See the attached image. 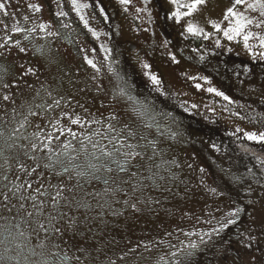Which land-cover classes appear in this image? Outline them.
<instances>
[{
  "label": "rangeland",
  "instance_id": "rangeland-1",
  "mask_svg": "<svg viewBox=\"0 0 264 264\" xmlns=\"http://www.w3.org/2000/svg\"><path fill=\"white\" fill-rule=\"evenodd\" d=\"M163 1L189 13L174 15L184 51L206 43L264 63V15L246 6L256 0L235 6L254 21L251 48L243 34L224 35L235 23L227 13L234 0H204L191 11L193 0ZM0 2V164L9 165L6 178L0 171V264H264V146L246 135L264 132V81L244 83L238 99L223 87L226 100L192 60H155L142 50L165 45L145 0ZM110 3L126 20L113 26ZM67 11L71 17L58 15ZM189 24L203 34L188 32ZM127 41L137 50L126 56L116 42ZM127 151L141 155L120 171L114 165ZM57 153L63 163L45 167ZM245 201L247 222L232 247L221 225L236 221L230 213Z\"/></svg>",
  "mask_w": 264,
  "mask_h": 264
},
{
  "label": "flooded vegetation",
  "instance_id": "flooded-vegetation-1",
  "mask_svg": "<svg viewBox=\"0 0 264 264\" xmlns=\"http://www.w3.org/2000/svg\"><path fill=\"white\" fill-rule=\"evenodd\" d=\"M146 1V6L148 7V13L149 16L155 25V27L158 30L159 36L161 37L163 43L165 46H160V44L153 42L148 48H146L145 51L149 53L152 57H154L155 60H161L165 56H170V55H175L179 54L181 57L184 59L188 58L190 60H194L196 64L200 63H206V55L205 51L202 49L192 51L190 53L186 52L182 48V43L180 41V37L176 36L177 33L182 35L181 31H179V25L177 24V21L174 17V12L172 9L166 4L163 0H145ZM99 5V4H98ZM65 6V2H63V7ZM110 13H109V19L110 22H112L113 26L116 24V21L119 20V22H123L127 18V14L125 12H122L119 10V7L115 3H110ZM96 9V8H95ZM97 12V11H96ZM68 16L71 17V13L67 11ZM107 18V17H106ZM54 20L58 23L60 22L61 18H58L57 16L54 17ZM103 20L105 22V17H103ZM69 22H72L71 24L76 23L74 19H70ZM79 25V24H78ZM77 24L75 25L76 27L78 26ZM75 37V32H66V40L69 42V44L72 45L73 39ZM20 39L14 38V41H19ZM67 42V43H68ZM118 43L117 45L119 46V50L122 51L124 55H130L132 52L137 50V47L134 43L127 41V42H116ZM25 44H29L26 42ZM30 45V44H29ZM31 46V45H30ZM75 46V45H73ZM180 49H179V48ZM115 49V47L113 48ZM119 58V57H118ZM121 58V57H120ZM208 72V70H206ZM209 73V72H208ZM212 76V75H211ZM214 81L221 86V91L223 92V87L226 91V95H230L235 97V99H238V95L240 96L238 88H235V86H232L230 84H226L225 86L223 85V77L221 78H214ZM237 89V90H236ZM240 91V90H239ZM236 92V93H234ZM223 97V96H222ZM219 100V99H217ZM223 102V100H221ZM188 118L202 131L204 128H208V125H205L203 122H201L195 115L193 114H188ZM214 130V129H213ZM219 131V130H215ZM164 133L168 132V129H165L163 131ZM220 134V133H218ZM115 167L117 166L114 165ZM3 170V171H2ZM104 170H107L105 168ZM120 170V168H119ZM0 171L3 172L2 177L6 178L7 172L9 171V165L6 164H0ZM121 171V170H120ZM100 180V178H98ZM107 182V181H104ZM241 211L239 212L238 216L236 217L235 223L232 225L230 224L229 226L225 227V232L226 236L229 237V242H231L230 246L235 247L233 244L234 241L236 242L237 236L241 234V232L245 229V224L247 222L248 214H249V206L247 202H242L240 206ZM170 264H175V261H171ZM192 264H197V263H192Z\"/></svg>",
  "mask_w": 264,
  "mask_h": 264
},
{
  "label": "snow or ice",
  "instance_id": "snow-or-ice-1",
  "mask_svg": "<svg viewBox=\"0 0 264 264\" xmlns=\"http://www.w3.org/2000/svg\"><path fill=\"white\" fill-rule=\"evenodd\" d=\"M173 2H175V0H173ZM73 3H75V0H73ZM121 3L127 4V3H129V0H121ZM202 3H204V0H193V2L191 4L186 5L185 7H187L189 9V11H191L192 9H195L198 5H201ZM245 3H246V0H234L233 7L229 8L227 10L228 16H231V17L235 18V23H234V25L231 28H229L228 30L224 31V35L226 37H228V39H233L236 36H239V35L243 34V40L245 42V45L248 46L249 48H251V46L248 44V41H249L250 37H252L255 34L250 32V31H247V28L254 21L252 19H249V18L245 17L243 13H239V12H237L235 10V6L236 5H241V4H245ZM246 6L248 8H250V9L259 8V9H261V15H264V0H256L255 3H247ZM5 8H6L5 3L0 2V10L5 9ZM101 11H103V9H101ZM188 14L189 13H180V12L174 13V15L177 16V18H179V16H181V15H188ZM58 15H66V13H58ZM81 19H83V17H81ZM261 23H264V21H262ZM85 24H87V21H85ZM40 27H41V29H43L45 26L41 25ZM65 27H67V25H65ZM216 27L219 28L220 25L217 24ZM187 30H188V32L193 33V34H203L202 31L199 28L193 26L192 24L188 25V29ZM13 31L22 32V31H25V29L20 28V27H15L13 29ZM30 31H35V28L31 29ZM49 35H52V33H49ZM259 40H260L261 46H264V36H260ZM16 43L19 44V41H17ZM21 51H23V49H21ZM106 51H110V50L106 49ZM261 55L264 56V53H261ZM88 63L90 65H92L93 68H96V65L93 63L92 60H88ZM145 67H148V66L145 65ZM28 71L31 72L32 70L29 69ZM151 79H152L154 84L158 85L160 83V81L154 75L151 77ZM197 86L199 87V85H197ZM208 91L209 92H216V89L209 88ZM121 94H125L124 93V89H121ZM217 95L223 96L224 99H226V100L229 99V97L225 96L223 92H217ZM4 98L8 99L7 96H5ZM55 103H56L57 106L59 105V101H55ZM49 107H51V105H49ZM30 114H32V113L30 112ZM79 122H80L79 118H77L75 120H72V123H74V124H78ZM21 126H23V125H21ZM108 128L112 132L115 131V128H114V126L111 123L108 125ZM68 132L70 134H72L73 136H75V133H72L71 129H68ZM129 134L132 135V133H129ZM246 135H247V138L249 140L264 141V132H261L259 134L246 133ZM113 139H115V137H113ZM120 143H121V147L125 146L123 144V141H121ZM41 145L43 146V148H48L49 147L48 144L43 143V141H41ZM82 146L86 147L85 145H83V143H82ZM126 146L129 149H135V147H136V145H133V144H128ZM38 147H39V145H37L36 143L32 144V148L34 150L37 149ZM68 147H70V145H68ZM92 147L95 148L96 144L93 143ZM116 150L120 151L119 148L116 149ZM104 154L107 155V156H112L113 155L112 152H107V153H104ZM121 154L124 156V159L122 161H116V163H117V165H118V167L120 168L121 171H125L126 170L127 165L131 162L130 158H134L135 156L141 155L140 153H137V152H134V151H127V152H123ZM54 155L56 156V160L52 161V163H50L48 165H45V167H52L53 164L56 163V162L63 163L59 159L60 154L57 153V154H54ZM49 159L52 160V156H50ZM69 159H72V157H69ZM262 163H264V161H262ZM88 167L90 169L94 170V171H98L99 170V168L95 164H91L90 163L88 165ZM33 171H35V169H33ZM64 171H68V169L64 168ZM86 174L87 173H84V172H78L77 173V175H79V176L86 175ZM19 187H22V185L19 186ZM19 187H17V191H19ZM59 196H60V192L57 191V197H59ZM5 199H7V197H5ZM240 211H241V209L237 208L234 212L230 213V215L233 216V217L238 216ZM234 223H235L234 219H229L226 224L221 225V228L227 227L229 224H234ZM190 247L191 248H195L196 245L193 244V245H190ZM187 255H191V253H187ZM65 259H67V258L65 257Z\"/></svg>",
  "mask_w": 264,
  "mask_h": 264
},
{
  "label": "trees",
  "instance_id": "trees-1",
  "mask_svg": "<svg viewBox=\"0 0 264 264\" xmlns=\"http://www.w3.org/2000/svg\"><path fill=\"white\" fill-rule=\"evenodd\" d=\"M188 0H179L180 3ZM186 37L180 35V41ZM187 40V39H186ZM179 48V47H178ZM180 49V48H179ZM205 51L207 62L198 63L197 65L203 70H208L214 78L223 77V85L230 84L235 88L243 87V84L248 82L264 81V63L253 62L231 51H223L217 47H206V43L200 47ZM188 59V58H187ZM190 60V59H189ZM195 62L194 60H192ZM196 63V62H195ZM207 72V71H206ZM264 83V82H262ZM237 140L245 142V137L235 135ZM259 146H264V141L257 142ZM255 158H250L249 161L254 162Z\"/></svg>",
  "mask_w": 264,
  "mask_h": 264
}]
</instances>
